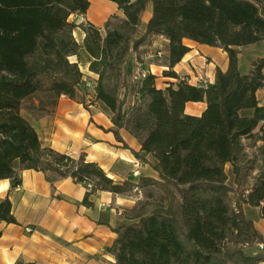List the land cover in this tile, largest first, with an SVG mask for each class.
Segmentation results:
<instances>
[{
	"label": "trees",
	"instance_id": "obj_1",
	"mask_svg": "<svg viewBox=\"0 0 264 264\" xmlns=\"http://www.w3.org/2000/svg\"><path fill=\"white\" fill-rule=\"evenodd\" d=\"M113 1L124 16L112 14L102 28L70 19L72 14L85 13L89 0H0V178L12 177L18 184L24 168L42 170L50 180L52 174L71 176L86 183L85 203L98 189L126 193L150 186H163L173 200L176 194L170 187L174 186L179 193L176 208L157 206L148 211L144 199L130 209L132 221L114 228L117 237L107 248L115 257L113 264L264 261V249L249 252L245 247L264 243V234L243 207L244 203L260 206L264 217V174L251 184L256 159H243L245 137L261 139L264 155V104L257 96V90L264 88V57L254 60L247 73L239 67V47L264 39V4L260 0ZM150 2L152 15L143 28L142 14ZM77 26L85 32L82 42L73 34ZM153 34L168 38L171 68L190 50L185 37L222 47L228 66H217L214 81L206 84L191 83L172 69L164 74L178 81L165 88L157 86L156 74L149 70L133 79L127 69L129 59ZM82 49L91 56L89 70L98 75L96 97L111 110L117 137L122 139L119 128L126 127L139 138L141 147L133 149L135 156L149 162L157 178L114 179L84 153L74 158L43 146L20 113L22 101L39 91L49 92L50 103H55L62 94L74 96L85 87L78 60L70 58ZM201 100L207 103L201 114L185 111L188 101ZM228 162L235 184L246 186L233 202ZM3 221H15L8 197L0 200V235Z\"/></svg>",
	"mask_w": 264,
	"mask_h": 264
},
{
	"label": "crops",
	"instance_id": "obj_2",
	"mask_svg": "<svg viewBox=\"0 0 264 264\" xmlns=\"http://www.w3.org/2000/svg\"><path fill=\"white\" fill-rule=\"evenodd\" d=\"M152 10L150 2L142 14L143 28ZM112 14L124 16L115 1L89 0L87 11L72 14L70 19L76 23L91 22L103 28ZM76 28L84 38V30L80 26ZM183 42L190 46V50L171 68L168 38L153 34L139 46L141 57L134 54L136 58L129 59L128 67L131 61H136L138 70L134 76L142 70H149L156 74L157 86L165 88L178 81L176 76L165 75V70L172 69L178 76H186L189 82L198 84L197 78L213 82L217 66L223 69L228 66V55L222 47L187 37ZM156 47H163V50L155 51ZM239 50V67L247 73L254 60L264 57V39L240 46ZM82 70H87L85 73L89 76L96 74L89 70V59ZM94 94L95 89L81 87L74 96L62 94L55 103L37 104L36 108L42 109L28 110V117L24 116L37 131L43 146H51L74 158L84 153L87 160L98 162L114 179L137 180L142 175L157 178L158 172L151 164L135 156L133 149L140 150L141 147L139 138L126 127H121L122 139H119L111 110ZM257 96L264 104V88L257 90ZM206 105L204 100L188 101L185 111L201 114ZM248 139H252V146L262 143L261 139L245 137V145ZM147 157L154 161L152 155ZM15 166L19 168V160L15 161ZM135 169L137 173H134ZM52 175L54 178L50 180L42 170L24 168L20 169L18 184H14L12 177L0 178V200L10 199L15 217L13 222L1 223L0 264H26L29 261L36 264H113L115 257L107 248L117 237L114 228L134 219L130 209L144 200L142 188L135 187L126 193L98 189L89 196L90 202L85 203L86 183L71 176ZM244 210L256 227L260 224L257 228L264 234L260 206L248 204ZM250 211H255L259 223ZM258 264H264V261Z\"/></svg>",
	"mask_w": 264,
	"mask_h": 264
},
{
	"label": "rangeland",
	"instance_id": "obj_3",
	"mask_svg": "<svg viewBox=\"0 0 264 264\" xmlns=\"http://www.w3.org/2000/svg\"><path fill=\"white\" fill-rule=\"evenodd\" d=\"M260 2L262 4H264V0H260ZM73 34L74 36L76 37V39L79 41V42H82L83 38H82V35H81V32L78 28H74V31H73ZM155 51H162L163 50V47H156L154 49ZM141 49H138V53H133V56H131L130 58H136V56L134 54H138V57H141L140 54H141ZM70 58L72 60H74L75 58H77L79 64H80V68L83 69L84 68V65L85 63L87 62V60L89 58H91V56L88 54V52L84 49L81 50L80 52V55H72L70 56ZM138 63H136V61H131V65H129V67H127V69L130 71V74L131 75H135L137 73V70H138ZM241 70V69H240ZM84 72V75H87L85 72H88L87 70L83 71ZM97 74V73H96ZM96 74L92 75V76H89L93 81L94 83L96 82L95 79L97 78ZM137 78L136 76L133 77V79ZM109 83H112V82H109ZM122 91V89H121ZM122 94V93H121ZM96 97V92L95 94L93 95ZM51 99H52V96L50 95L49 92H43V91H39L35 94H33L32 96H29V97H26L23 101H22V104H21V107H20V113L22 115H25L28 117V110H38L39 109H42V108H36L37 104L38 105H47L51 102ZM250 142H252V139H248L246 140V145H245V153H244V156H243V159L247 160V159H252V158H255L256 159V162H255V167L254 169H252L251 171V174H250V183L252 184L258 175L260 174H264V155L260 152V149H259V146H252L250 145ZM240 163H241V158H240ZM226 171H227V174H228V183L233 186V190L231 192V200L232 202L236 199V196L239 195L240 193L241 194H244L246 192V186H241V185H237L235 184L234 182V172L232 170V163H227L226 165ZM143 198L142 199H147L148 200V205H147V210L148 211H151L153 208L157 207V206H160L164 209H168L171 205L173 206V208H176L177 207V203H178V199H179V193L177 191V189L174 187V186H171L170 187V190H172L175 194H176V198L172 200V198L168 195H166V191L163 189V186L161 187H155V186H150L148 187L147 190L143 189ZM151 190L150 194L148 193L149 191ZM149 194V195H148ZM148 195V197H147ZM164 196V197H162ZM172 200V201H171ZM171 202V203H170ZM245 206H248L247 203H245L243 205V207L245 208ZM251 216L255 217L256 218V222H258V217L255 215V211H250L249 212ZM259 223V222H258ZM260 226V224H258ZM257 226V227H259ZM229 245H233V242L229 241ZM246 249L249 251V252H257L259 250H262L264 249V243H258V242H253V243H250V244H246L245 245Z\"/></svg>",
	"mask_w": 264,
	"mask_h": 264
},
{
	"label": "built area",
	"instance_id": "obj_4",
	"mask_svg": "<svg viewBox=\"0 0 264 264\" xmlns=\"http://www.w3.org/2000/svg\"><path fill=\"white\" fill-rule=\"evenodd\" d=\"M145 72H146V70H142V71L140 72V74H138V75H141V74L144 75ZM136 77H137V76H136ZM197 80L199 81V83H203V84H206V83L209 82L208 80L203 79V78H197ZM82 81H83L84 85L87 86L88 89H94V81H93L89 76L84 75L83 78H82ZM137 172H138V170L135 169V170H134V173H137ZM89 186H90V185H89Z\"/></svg>",
	"mask_w": 264,
	"mask_h": 264
}]
</instances>
